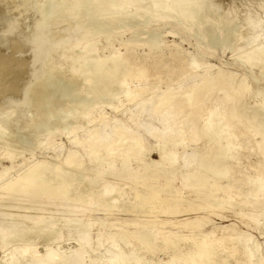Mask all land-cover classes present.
Here are the masks:
<instances>
[{"label": "bare ground", "instance_id": "bare-ground-1", "mask_svg": "<svg viewBox=\"0 0 264 264\" xmlns=\"http://www.w3.org/2000/svg\"><path fill=\"white\" fill-rule=\"evenodd\" d=\"M8 1L10 0H0V4L3 5L0 8V26L5 23L7 25L10 24V22H7L8 10L6 8ZM216 6L218 5H216L214 0H42L38 4V7H35L38 8V12L35 16L37 20L35 18L33 24L35 23L34 28L38 36L34 37L33 43L34 47L38 49V52L34 61L40 62L43 65L42 68L40 66L42 69L40 72L41 76L35 78L38 73L35 74L32 72L26 78L21 73H17L18 77L11 79L9 84L0 86V92L2 95L8 92L14 98L16 94L21 95L18 98H21L26 103L25 108H33L36 113L30 120H24V116L13 119L14 121L16 120V125L22 130L21 133L9 132L5 134L2 132V129L0 130V141H2L6 150L5 154L1 156L2 159L13 160L16 157H21L26 151L30 154L33 150L40 149L45 144L43 141L47 142L48 136L46 135L45 137L41 133L44 131L48 133L52 132V136L58 132L67 131L76 122L78 125V121L81 120H85L87 126L99 122L106 123L107 125L105 126L106 131H103L100 137L94 136L93 133L87 135V144H83V150H85L89 160L85 163L78 159L76 155L65 158V162L59 161L53 155H49L43 161H36L29 166L23 167L13 181L4 180L9 169L6 167L1 169L0 241L4 245L8 242L22 243L26 238L33 237L29 235L28 231L26 232L27 229L23 232L16 231V228L19 226L14 227L16 223L12 225L13 227L7 228L10 225L9 223L6 225V228L2 227L3 223L6 224L7 222H4L7 217L4 213L8 208L11 206L14 208V205H17L19 208V205L23 204L24 207L19 208L23 216L19 209H17L23 219H29L36 226L43 227L44 220L40 218L47 211L45 210L47 209L45 205L55 204L52 201L55 198L56 200L60 199L59 203L58 201L56 202L58 203L56 207L59 205L61 208L64 206L62 205L64 202L71 204L70 201H72V204L75 206L77 203L88 208L94 205L99 211L104 212H109L111 209H117L121 212L125 210L126 212V209H132L138 214L146 213L150 218V215L155 211L170 217L177 213L176 203L181 201V196L179 195L181 192L178 194V188L171 187V182L176 175L180 176L181 184L183 183L184 188H191L195 197L202 200H200V203L203 202L204 207H209L212 210L211 208L220 209L232 206V191H229L232 190L231 186L227 184L222 185L218 180L227 179L228 175L233 172L231 163L237 159L236 155L239 153L237 149L239 147L243 148L242 146L246 145V131L252 130L255 135L261 136V140H264V91H257L251 94L245 78L241 79L236 85L231 82L226 87L217 88L218 91L224 90L227 99L218 98L217 107L219 109L216 111L210 110L201 125L194 128L195 122L193 121V117L200 115L204 103L212 98L213 90H210V88L212 86L217 87L223 75L218 72L212 81L204 82L201 85H188L186 88L181 84L178 86L166 85L164 91H160L155 95L152 93L156 90V85L154 87L151 81L156 77H162L173 82H178L180 79L189 75L191 70L200 66V62L196 61L197 53L195 57L192 55L187 57L179 55L177 52L176 55L166 60L161 51L163 47L161 42L162 34L149 33L146 35L145 40H140L138 36L143 33L141 32V34L137 30H133L134 32L130 38L128 37L126 41L121 43L125 47L124 53H119L114 50L116 52L99 58L97 57V49L95 46V43L97 44L95 39L100 38L98 37L100 35L103 36L107 33L109 35L110 32H116L119 29H125L127 27L131 30L135 29L137 27L135 23L137 21L136 19H150L154 21L156 19L165 20L170 18V16H175L179 21L180 19L185 20L190 25V29L193 28V30H196L195 32H191L197 36L200 35L202 38L200 41L207 42L212 37L215 38L225 28L229 30V35L225 38V46H228L230 42L237 44V41H240L238 40V36L240 35L239 28L232 31L234 22L233 20H228V14L224 12L222 14V9L220 10L218 8L221 13L217 12L218 9L215 10L216 13L212 16L211 12L214 8H217ZM174 20L172 17L170 21L176 24L177 22ZM45 22L50 27H47ZM137 23L139 24L138 21ZM146 24L145 26L148 25L149 29L151 24ZM179 24V26L182 25L181 23ZM240 36H243V34ZM244 36L246 37V34ZM109 37L111 36L109 35ZM257 41V46H250L244 54L239 56L238 60L243 66H248L251 69L254 67L259 68L260 76L264 79V38ZM27 43L29 41L26 36L24 39L14 37L11 41L12 46L15 48L14 54H21L24 45ZM140 43L147 47V52L140 54L136 51L129 50L130 46ZM54 52L59 53L57 60L54 59L56 62L50 58V55ZM66 69L70 72L68 75L64 74L67 72ZM83 69H86L85 73L87 74L84 73ZM62 70L66 71L63 72ZM17 71L19 72L21 70L18 69ZM32 80L36 82L37 86L29 92L28 85ZM130 82L133 83L132 90L129 88ZM23 84L27 85L24 93L21 88ZM144 94L148 96L142 101L133 104L134 106L132 105V108L128 110L130 114L128 122L129 119L130 121H134L131 118L134 112L137 111V116L135 117H138V114L149 111L147 114L148 122L144 123L139 120V125L136 121L134 122L138 127L143 128L146 135L153 137L155 142L158 143L154 148L157 152L155 153L158 155V160L155 161L147 158L149 164L155 166L153 171H148L149 173H145L147 162L144 157L148 155L150 150L148 151L146 148V138L144 135L140 134L139 131H131L129 133L127 126L120 120L114 119L112 122L115 127L112 128L109 122H104L105 116L103 114L97 113L94 116V110L97 107L104 105L112 106L114 102H121V99L132 102L136 97L140 99V96ZM246 98H248V101L251 98H257L258 101H255L254 104H249L245 101ZM13 102L14 100L6 95L0 99V104L5 103L4 106L10 110L15 107L16 103ZM112 108L115 110L116 107L114 106ZM237 113H240L241 117ZM235 114L241 118V123L245 125L239 126L244 130H234L233 123ZM9 122L12 123L10 120ZM2 123L6 124L3 121ZM105 127L103 126L104 130ZM186 127L193 133L191 141L196 142L199 139H205L202 150L198 149V147L193 149L194 152L200 153L201 156L194 165L184 163L180 167L181 172L174 171L172 170V166L178 157L177 147L184 148L187 145V141L191 142L184 136ZM6 131L8 132V130ZM38 133H41V137L44 138L43 140L38 137L42 142L36 137ZM69 133L71 132L67 131V134ZM52 138L54 137L52 136ZM109 139L111 140L109 141ZM258 144L261 143L259 142ZM113 158H120V162L118 160L117 164L114 163ZM132 162L141 166L144 172L135 171L131 168L130 164ZM168 167L170 169H167ZM12 168L14 169V166ZM183 168L189 171L195 169L197 172L195 174H192L194 171L192 173L181 174L184 172ZM137 175L138 178H135ZM161 175L163 178L162 188L158 183V177ZM102 177L104 179H108V177L111 179L123 177L126 180L134 178L138 188L132 189L133 194L131 198H126L127 192L125 193L121 185H112L111 183L103 182ZM245 181L247 183L245 201L243 203L241 202V204L248 209L247 211L250 214L259 215L264 211V206H262L264 202V174L256 172V174L248 177ZM1 199H4L3 202ZM258 206L260 208H257ZM79 207L80 209L83 208L81 206ZM71 208L74 209L75 207L71 205ZM8 210L12 211L11 208ZM81 211L83 212V209ZM52 212L54 213V211ZM71 212L67 211L72 216L78 214L75 213L76 211L74 214ZM48 214L51 213L48 212ZM69 216L65 215V218L60 217L63 225L67 226L66 224L70 222H75L74 227L77 225V228L79 224L82 225L79 231L76 230L77 232L75 231L76 233L74 234L78 236L76 239L79 238L87 250L89 249L94 252L96 248L101 247V240H99V236L101 237L102 235L101 233L95 235V244L92 245L88 242L91 233L89 229L91 223L89 221L82 222V219L79 220L76 217L78 215L73 216L74 219L69 218ZM152 216H154L153 220L148 221L143 226L144 232L140 233L137 237L142 241L141 248L139 247V249L141 251L144 250V252L153 251L158 238L161 243L172 251V255L164 263H154L149 258L147 260L143 259V256L140 255L141 253H131L133 254L130 260L131 264H259L258 260H254L251 238H240L234 237V234L230 235L229 232L234 231L231 226H226L222 230H219L218 235L220 237L217 239H211L205 236L199 242H194L193 236L172 238L171 233H164L158 237L160 230H157L156 227L174 223L176 225L178 223H171L170 218H167L157 225L153 222L157 220L154 219L155 215ZM50 219H53V217ZM54 221H50L48 226L51 227L48 228H53L52 226L56 225ZM34 224L33 228L36 227H34ZM178 226L191 229L199 226V224L197 225L191 222L190 224L183 223ZM48 228L47 230L45 229L46 234L42 233V235H44L43 237L45 239H50V241L53 240L55 242L59 238L58 236H60V231L58 233L53 231L54 229L49 230ZM107 237L111 238V235ZM109 239H103V242H110L111 240ZM180 241L187 242L188 244L190 242L191 247H193L191 252L184 255V258H182V243ZM215 241L219 242L216 247L213 246ZM106 242L103 244H107ZM24 243L26 247L19 250L21 261L9 254L0 261V264H27L26 258L32 260L28 264L32 262V264H50L51 262L54 264H64L68 260L69 263L66 264H85L83 258L84 250H75L70 256H65L62 254V251L60 252L58 247H51L39 253L35 248L31 247L32 244L30 242ZM135 250L137 251V249ZM120 252H113L106 249L104 252H100L101 254L99 253L103 257V261L100 256H96L94 259H89V264H126L128 258L122 257ZM86 256L88 257V255ZM196 258L199 261H196ZM179 259L182 260L181 263H179Z\"/></svg>", "mask_w": 264, "mask_h": 264}, {"label": "rangeland", "instance_id": "rangeland-1", "mask_svg": "<svg viewBox=\"0 0 264 264\" xmlns=\"http://www.w3.org/2000/svg\"><path fill=\"white\" fill-rule=\"evenodd\" d=\"M41 1L42 0H27V1L26 0H10V1H8L7 8H6V10H8L7 22H10V24L7 25L5 23L4 25L0 26V47H1V49H0V53H1V57H0V86H4V85L9 84L11 79L18 77L17 73H21L26 78H27V75L28 76L31 75L32 72L35 74L38 73L35 76V78L36 77L39 78L41 76L40 72L42 70L41 68L43 67V65L40 62L34 61V59L37 55L38 49H36L34 47V43H33L34 37L38 36V34L36 33L35 28H34L35 23L33 24L35 18L37 20V17H35V16L38 12V8H35V7H38V4ZM214 1H215L216 5H218V6H216L217 7L216 9L215 8L213 9V11H214V12L212 11L213 13L211 12L212 16L215 15L214 14V13H216L215 10H217L218 8L220 10L222 9L221 10L222 14H224V13L228 14V20L229 21L233 20V22H234V25H232V31L236 30V28H239L240 35L243 34V36H244V34H246V37H247L246 40H245V38H246L245 36L243 37V36L239 35L238 40H240L241 42L240 41H237V42L240 44L237 43L238 44L237 45V44H235V42H233V43L230 42L228 44V46H225V38L229 35V30L228 29L226 30L224 28L215 38L212 37L207 42L206 41L205 42L200 41V39H202L200 37V35L197 36L194 33H192V32H195L196 30H193V28H191L192 29L191 30L190 25L185 20L184 21L186 23L181 19L179 21V19H177L175 16H172V17H173V20L175 19L174 21L177 22L176 24L173 21H170V20H172L171 16H170V18L165 19V20L164 19H160V20L156 19V20H154L155 22L150 20V19H140V20L136 19L139 22V24L137 23V21L135 22L137 25V27H135V29L131 30L129 27H127L125 29L117 30L118 32L117 31L116 32L113 31L112 33L110 32L109 35L111 37H109L108 33L104 34L103 36L102 35L98 36L100 38L95 39V41L97 42V44L95 43V46L97 49V57H99V58L106 57V56H108L109 53L116 52V51H118L119 53H124L125 47L122 46L121 43H123V41H126L128 37L130 38V36L134 32L133 30H137L140 33L141 32L143 33V34L141 33L142 35L138 36L140 40H145L146 39L145 37H147L146 35L149 33H160V34H162L161 42H162L163 47L161 48V51H162V54L164 55V59H166V60H169L171 57H173V55H176L177 52L179 53V55H183V56H187V57H189L190 55L195 57L198 54L196 56V59H197L196 61L200 62V66L191 70L189 75L180 79L178 82L177 81L173 82L172 80H167L166 78L164 79L162 77L161 78L156 77V78L152 79V81H151L154 84V87L156 85V90H154V92L152 93L153 95H155L160 91H164L166 85L178 86L179 84H181V85H183L184 88H186L188 85H192V84L193 85H201L204 82L212 81L214 79V77L217 76L218 72L221 73V75H223V77L220 79V81L218 83V86L217 87L212 86L210 88V90H213L212 98H210L208 101H206L204 103L203 110L200 113V115L198 117H193V121L195 122L194 128H196V127L201 125L202 121L206 118V116L210 110L216 111L217 109H219L217 107V99L218 98H223L224 100L227 99V96H226V93L224 92V90L218 91L217 88L226 87V85L231 83V82H233V84L236 85L237 83H239V81H241V79L245 78L246 83L248 84V90L251 94L254 92H257V91H264V79H262V77L260 76V73H259L260 69L258 68L259 69V71H258V69L255 67L251 69L248 66H243L239 63V60H238L239 56L244 54L250 48V46H255V45L257 46V44H258L257 40H262V38H264V0H217V1L214 0ZM35 3H37V4H35ZM1 7H3L2 4H0V8ZM219 9L217 10V12L221 13ZM34 12H36V13H34ZM146 23L149 25L151 24L149 26V29H148V25ZM172 23H174V24H172ZM179 23H181L183 26L182 25L179 26L180 25ZM145 24L147 26H145ZM154 24L156 27L154 26ZM47 25H48V23H46V26ZM186 26H187V28H186ZM47 27H50V26H47ZM186 30H188V31H186ZM251 34H252V36H251ZM25 36L27 37L29 43L24 45V49L22 48L23 50H22L21 54L15 55L14 54L15 48L12 46L11 41L13 40L14 37H17L18 39H21V38L24 39ZM256 36H257V38H256ZM241 37H243L242 38L243 40L241 39ZM248 39H249V41H248ZM253 40H255V41H253ZM103 41H104V44H103ZM245 43H246V45H245ZM248 43H249V45H248ZM105 44H107V45H105ZM129 48H130L129 50L136 51L137 53H140V54H143V53L148 51L147 47L144 46L143 44L141 45V43L138 45H132ZM43 49H46V48H43ZM100 50H102V51L105 50V51L100 52ZM114 50H116V51H114ZM58 52H54L50 55L51 56L50 58L52 61H54V59L57 60V57L59 54ZM201 55H202V57H201ZM54 62H56V61H54ZM40 66H41V68H40ZM18 69H20L21 71L18 72L17 71ZM66 70H67V72H65L64 74L68 75L70 72L68 71V69H66ZM66 70H64V71H66ZM83 70L85 73L86 69H83ZM85 74H87V73H85ZM26 82H27V80H26ZM130 83H129V88L132 90L133 89V83H131V84ZM28 86H29V92H30V90L35 89L37 84H36V82H34L32 80L29 82ZM21 88H22L23 93H24L25 89H27V85L23 84V86ZM4 95L13 99L16 104H15V107H13L11 110L4 106L5 103L0 104V108H1L0 124L2 126V128L0 126V130L2 129L3 130L2 132L5 134H7L9 132L21 133L22 130H20V127L18 125H16V120L14 121L13 119H16V118L18 119V117L24 116L25 117V118H23L24 120H30L32 118V116H35V113H36V112H34L35 109L25 108L26 103L24 101H22L21 98H18L21 95L16 94V96L14 98L8 92L3 93V95L0 92V99ZM147 96L148 95H146V94L141 95L140 99H139V97H136L135 100H133L135 103L133 101L131 102L129 100L126 101L124 99H121V102H114L112 106L111 105H109V106L104 105L102 107H97L94 110L95 111L94 116L97 113L103 114L105 116L104 122H109V124L112 128L115 127V125L112 121H114V119H116V120H120L121 122L124 123L125 126H127L129 133L131 131H139L140 134L144 135V137L146 138V141H145L146 148L148 149V151L150 150L148 152V155H147L148 157L147 156L144 157L145 161L147 162V166H146L147 169L145 170V173H149V172L153 171V169L155 167V166H152L149 164L148 159L150 158V160L152 159L155 161L158 160V155L156 154L157 152H156V150H154V148L157 146L156 144H158V143L155 142V139L153 137H149L148 135H146L143 131V128L138 127L136 125V123H134L135 121L138 123L139 120L141 122H144V123L148 122L149 119L147 118V114L149 111L146 113H143V114L141 113L142 115L138 114V117H135V116H137L136 115L137 111L134 112L131 116V118L134 119V121H132V120L130 121V119H129V122H128V118H130V114L128 113V110H130L132 108L133 104H136L137 102L142 101ZM245 101L248 102L249 104H254L255 101H258V99L257 98H253V99L251 98L248 101V98H246ZM129 103L130 104L132 103L131 106ZM114 106L116 107L115 110L112 108ZM186 110H188V109H186ZM186 110H184V111H186ZM7 112H8V114H7ZM237 114L234 115L235 116L234 123H233L234 130H244L241 127H239V126H245V125L242 124L240 121L241 120V118H239L240 113L238 114L239 116ZM111 118H112V120H111ZM1 120L3 122H5L6 124H3ZM5 120L6 121L8 120V121L6 122ZM9 120L12 121V123L9 122ZM132 122H133V124H131ZM76 123H74L73 126H71L67 130L68 132H71V133L67 134V131H61V132L56 133L55 135H52L54 138H52V136H51L52 132L51 133H48L46 131L41 132L43 134V136H45V137H46V135L48 136L47 137L48 144L46 141H43V142H45V144H43L40 147V149L37 148V150L35 149L32 152H30V154H29V152L26 151L21 157H16L13 160H8L5 158L2 159L1 156L3 154H5L6 150L4 148L2 141H0V159H2V160H0V171H1V169L5 168V167L10 170V171L8 170V173L4 177V180L13 181L15 179V177L21 172L20 170L23 169V167H25L27 165L29 166L36 161H43L49 155H53L59 161H63V162H65V158L73 156V155H76L77 158L80 159L84 163L86 161H88L89 157L85 153V150H83V144L84 145L87 144L86 143L87 135L90 133H93L94 136L100 137L101 134L103 133V131L104 132L106 131L105 126L107 124L103 123V122H99V123H96V124L94 123V124H90V126L89 125L87 126L85 120L78 121V125ZM7 125H9V126H7ZM74 125H75V127H74ZM138 125H139V123H138ZM141 125H142V123H141ZM16 126H18V127H16ZM103 126L105 127V130H104ZM14 128H15V130H14ZM6 130H8V132ZM41 133H38L37 134L38 136H36V137H37V139H39L38 137H40V139L44 140V138L41 137L42 136ZM39 134H41V135H39ZM184 136L189 141H191L193 138V133L189 130L188 127H186V129H185ZM245 137H247V141L245 142L246 145H243L242 146L243 148L237 147L238 148L237 150L239 152L236 155L237 159L233 160L231 163V166L233 167V172H231L228 175L227 179H219L218 180V182L222 185L227 184L228 186H231L232 190H229V191H232V201H231L232 206L227 207V208L224 207V208H220V209L219 208H215V209L211 208L212 210H210L209 207H204L203 202L200 203L201 199L195 197V194L193 193L191 188H184L183 183L181 184L180 176L176 175V177L171 182V187L175 188V189L178 188V192H177L178 194L181 192L179 194L181 196V201L179 203H176V209H177L176 212L177 213H175L169 217V216H164L160 212L155 211V212H153L154 214L152 213V215H155L154 219L155 220L157 219V220L153 221V222L156 223L157 225L160 224L162 220H166L167 218L168 219L170 218L171 223L177 222L178 224H176V225H174L175 223L174 224H166L164 226L156 227L157 230H160L159 233L161 234V235L159 234L158 237L162 236V234H164V233L165 234L171 233L172 238L173 237L186 238L189 236H193V241L199 242L201 240V238L205 237V236H207L211 239H217L220 237L218 235L219 230H222L226 226L227 227L231 226V227H233L234 231L229 232L230 235L234 234V237H240V238H244V237L248 238L249 237V238H251L252 251L254 252V260H258L259 264H264V211H263V213H261L259 215L258 214H250L247 211L248 209L243 207V205L241 204V202L243 203V201H245V195H246V189H247V183H245L246 182L245 180H247L248 177L256 174V172H260L261 174H264V140H261V136L255 135V133L252 130L246 131ZM40 139H39V141L42 142V140H40ZM45 140H46V138H45ZM110 140L111 139H109V141ZM243 140H245V139H243ZM100 141H103V140H100ZM204 141H205V139H199L196 142H193V141L188 142L187 141L186 147H184V148H180V146L177 147L178 157L176 158L175 164L172 166V170L181 172L180 167L184 163H187L189 165H191V164L194 165L199 160V157L201 155L198 152H194L193 149L198 147V149L202 150ZM80 142H82V143L80 144ZM105 142H107V141H105ZM259 142L261 144H258ZM118 160L120 162V158H118V159L113 158V161L116 164H117ZM136 165H138V164L137 163L135 164V162H132L130 164V167L133 168L135 171H140L143 173L144 172L143 168L139 165L138 166H136ZM13 166H14V169L12 168ZM164 168H166V167H164ZM167 169H170V168L168 167ZM183 171L184 172H182L181 174L192 173L193 171L194 172L192 174H195L197 172L195 169L189 171L185 168H183ZM86 177H87V175H86ZM86 177H84V178H86ZM135 178H138V175L135 176ZM101 179L103 180V182L105 181L107 183H111L112 185H121L123 187L125 193L127 192L126 198H131V196L133 194L132 189L138 188L137 187L138 185L135 182L136 180L134 178H133L134 181L131 178L126 180L123 177H120L118 179H111L109 177H108V179H104L102 177ZM162 179H163L162 175L158 177V183L161 185L160 186L161 188L163 185ZM124 181L126 184L123 183ZM127 185H128V187H127ZM132 186H134V187H132ZM130 187H131V189H130ZM4 199H1L2 202ZM55 200H56V198H55ZM55 200L52 199V201H54L55 204H53V205L50 204L49 206L45 205L47 208L45 210L50 212L53 216L51 214H48L47 211L46 212L48 215L46 214V212L41 215L40 219L44 220V221L46 220L45 223L43 221V227L36 226L34 224V222L29 221V219H23V217H22L23 213L19 209L21 207H24L22 203H21L22 205H19V208L17 205H14L15 209L12 208L13 206L10 207L12 209L13 213L16 211L14 214L12 213V211L8 210L10 208L7 209L8 213L6 210H5L6 212L4 211L5 212L4 215H7L4 222H6V221L7 222H6V224L3 223L2 227L6 228V225H8V223H9L10 225L7 226V228H8V227H11L12 225H14L16 223L14 225V227L18 226V225L20 226V227L18 226L16 228V231L23 232L27 229L26 232L28 231L29 235L33 236V237H31L32 239L26 238L27 241L25 239L24 242H30L32 244L31 247L35 248L39 253H42L43 251H45V249H49L51 247H58L60 252L62 251V254L65 256H70L73 253V251H75V250H84L85 253L83 254V258H84L85 264H89V261L91 259H94L96 256H100V254L102 252H104L106 249L113 251V252H117V251L120 252V249H121L120 253H121L122 257H126V259L128 258L126 264H131V261H130L131 256L133 254H137V253L138 254L141 253L140 255L143 256V259L147 260L149 258V260L151 262H154V263L155 262L156 263H161V262L164 263V262L168 261L170 256L172 255V251L169 250L163 243H161V241H159L158 238H157V240L155 239L158 244L155 243L154 246H156V247L154 248L153 251H151V252L145 251L144 252V250L141 251L139 249V247L142 244V241H140V239L137 237L139 236L140 233L144 232L143 226L148 221L153 220L154 216H152V215H150L152 218L151 219L148 214H146V213L145 214H143V213L138 214V213L134 212L132 209H126V212H125V210H123L124 212H121V211H118L117 209L116 210L111 209V210H109V212L108 211L104 212V211H99V209L95 208L94 205H91V207L88 208V207H84L80 203H77V204L74 203V204H76V206H75L72 204L73 203L72 201H70L71 204L68 202L65 203L64 201H62V202H64L62 204L64 206H62V208H61V206H59V205H58V207H56V204H58L60 202V199H58L56 201ZM57 201H58V203H56ZM71 205L73 207H75L74 209H76V208L77 209L74 210L73 208H71ZM66 206L67 207L69 206V208L67 209ZM79 206L83 207V208H81V209H83V212L81 211ZM259 206L257 208H260ZM262 206H264V202L262 203ZM32 208H33V210H35L34 207H32ZM32 208H31V210H32ZM85 208H87V209H85ZM17 209H19L20 213H22L21 214L22 216L20 215V213ZM71 209H73L74 211ZM84 209H85V213H84ZM130 210L132 211V213ZM17 211H18V213H17ZM27 211L29 212V210H27ZM52 211H54L55 214ZM64 211H66V212H64ZM67 211L68 212L72 211L71 213H73V214L76 211L75 213H78V214H75L73 216L78 215L76 217L79 220L82 219L81 220L82 222L83 221L84 222L89 221L91 223V227L89 228L91 233H90V238H89L88 242L91 243L92 245L96 243V240H94V238L96 239L95 235L99 234V233L102 234L101 237L99 236V240H101L100 242L102 244L101 247L96 248V251L92 252L91 250L86 249L85 245L82 243V241L79 240V238L76 239L78 236L74 233L79 231V228L82 227V225L79 224L78 228L76 225L75 226L76 229L74 227L75 222L74 223L70 222V223L66 224L68 227L63 225L61 218H65V215L66 216L70 215L69 218L74 219L71 214L67 213ZM94 211H95V213H94ZM117 211H118V213H117ZM183 211H185V212H183ZM45 214H46V216H45ZM180 214H182V215H180ZM11 215H12V218H11ZM15 215L17 216V218ZM135 215H137V216H135ZM141 215H143V216H141ZM51 216L53 217V219H50V218H52ZM80 216H82V217L79 218ZM19 217H20V219H19ZM7 218H9V219H7ZM58 218H60V219H58ZM8 220H9V222H8ZM49 220L50 221L55 220L54 222L56 225L52 226L53 228H48V227H51V226H48L50 223ZM191 222H194L197 225L199 224V226H196V227L191 228V229H186L185 227L182 228L181 226H178V225L183 224V223L190 224ZM78 223H80V222H78ZM33 224H34V227L36 226L37 228L36 227L33 228ZM45 225H47V226H45ZM29 227L32 229V231ZM46 227L49 230L54 229L53 231H56L58 233L60 231V236H58L59 238H57V240H55V242L53 240L50 241V239L47 240L43 237L44 235H42V233L46 234L45 233V229L47 230ZM69 227H70V229H69ZM71 229H73V230H71ZM97 229H98V231H97ZM63 230L66 231V234H65V231H63ZM104 234H106V235H104ZM201 234L204 236H202ZM108 235H111V238L109 237L110 239L107 237ZM116 235L118 236V238ZM28 239H29V241H28ZM59 239H60V241H59ZM103 239L104 240L109 239L114 243H112L111 241L110 242H106V241L103 242ZM156 241H154V242H156ZM24 242L18 243V244L8 242V243H5V245H4L0 241V243H1L0 244L1 245L0 246V261L3 260L4 258H6L7 255H9V254H11L10 256L13 255L17 259H19V261H21L22 259H21V256L19 254V252H20L19 250L21 248L26 247V244ZM105 242L107 244H103ZM180 242L182 243V247H181V251L183 252L182 258H184L185 257L184 255L191 252L193 247H191L192 245H190V242H189V244L187 242H185V243L182 241H180ZM110 243H111V245L109 246ZM128 243H130L131 245ZM113 244H115V245H113ZM123 244H124V246H123ZM126 244H128V245H126ZM218 244H219V242L215 241L213 243V246L216 247ZM3 246H5V247L3 248ZM134 247H136L135 249H137V251L134 249ZM103 249H105V250L103 251ZM131 253H133V254H131ZM86 255H88V257ZM100 258L102 261L104 260L103 257L100 256ZM30 260H29V258H26L27 264L32 261V260L31 261ZM181 261L182 260L179 259V263H181ZM196 261H199V259L196 258ZM32 263H30V264H32ZM51 263L54 264L53 262H51ZM66 263H69V260L64 262V264H66ZM151 264H153V263H151Z\"/></svg>", "mask_w": 264, "mask_h": 264}]
</instances>
